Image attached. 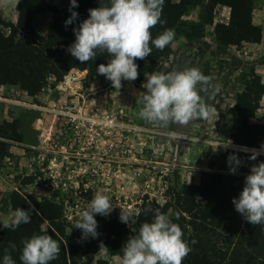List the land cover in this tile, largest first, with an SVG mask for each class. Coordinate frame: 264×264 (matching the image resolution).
<instances>
[{"label": "rangeland", "instance_id": "374dc122", "mask_svg": "<svg viewBox=\"0 0 264 264\" xmlns=\"http://www.w3.org/2000/svg\"><path fill=\"white\" fill-rule=\"evenodd\" d=\"M43 1L61 11L69 9L70 0ZM252 4V24L261 31L259 42L227 45L217 41L215 25L227 24L231 10L216 5L209 13L204 2L184 16L200 24L202 36L175 37L169 54L151 71L198 67L212 77L219 91L215 96L211 90L201 95L216 112L206 118L168 126L141 119L138 93L146 91L141 86L149 75L145 80H122L120 89L113 88L106 77L89 80L87 71L77 69L59 82L48 79L35 95L17 85L1 86L0 231L12 222L10 202L15 194L32 204L46 199L61 205V220L69 231L67 226L76 225L97 190L110 195L111 213L120 219L121 210L136 215L144 196L163 206L170 202L172 188L195 185L206 171L221 172V156L227 150L259 151L260 147L236 145L231 139L243 82L256 75L264 84V0ZM14 6L15 0H0V17L13 24L16 21L10 17L18 14ZM52 18L50 12L37 14L32 27L44 35ZM9 123L17 128L8 130L15 133L11 140L1 136ZM249 123L264 124V95ZM167 213L173 216L171 209ZM121 257L100 250L84 256L79 264H93L98 258L121 264Z\"/></svg>", "mask_w": 264, "mask_h": 264}, {"label": "trees", "instance_id": "16d2710c", "mask_svg": "<svg viewBox=\"0 0 264 264\" xmlns=\"http://www.w3.org/2000/svg\"><path fill=\"white\" fill-rule=\"evenodd\" d=\"M100 2L77 0L78 7L73 10L78 12V19L65 27L64 21L71 14L69 9L61 11L43 0H19L15 24L0 17V87L17 85L35 95L48 79L59 82L72 69L87 71L86 78L89 80L104 78L98 72V66L106 65L111 58L107 51L97 50V56L87 62H80L67 51L75 40L73 28L88 17L89 9L99 7ZM204 2L209 13L216 5L230 7L229 22L215 25L217 41L227 45L260 41V28L252 24L251 20L253 0H165L161 16L165 23H157L150 29L153 39L169 28L175 30V37L193 39L202 36L200 24L187 21L184 16ZM107 3L108 0H102L101 6ZM44 12L52 13L53 18L42 35L34 30L32 22L37 14ZM211 22L210 14L208 23ZM169 52V45L163 50L152 45L150 56L136 60L138 78L145 80L158 60ZM243 86V91L237 95L238 121L231 139L236 145L258 148L264 144V124H251L249 119L259 109L264 84L258 76L252 75L243 82ZM15 128V124H7L1 136L13 139L15 133L9 134L8 130ZM233 153L242 161L236 174L229 172L227 164L228 156ZM251 155L227 150L221 156V172L206 171L201 173L197 184L172 188L170 202L163 206L144 196L139 205L140 211L131 215L128 224L121 222L114 213L106 217L97 214L95 218L99 235L95 238H82L81 230L74 225L67 226L69 231H66L61 220V205L46 199L31 203L36 212L30 223L18 227L9 224L0 231V260L5 255V249H8L16 264H22L20 255L23 241L33 234L45 233L52 235L61 245L58 257L49 264H79L84 256L103 250L101 244L109 249L108 255L121 257L126 241L139 234L144 222L153 219L154 213L145 211L151 208L162 212L172 210L173 222L179 224L184 233L183 238L191 248L182 264H264V224L249 223L232 204V198L242 191L251 166L264 162V156L258 155L255 160H251ZM10 203L12 210L29 207L28 200L17 194ZM46 222L48 225L43 229ZM11 244H15L14 250ZM93 264L107 262L98 258Z\"/></svg>", "mask_w": 264, "mask_h": 264}, {"label": "clouds", "instance_id": "9594fccd", "mask_svg": "<svg viewBox=\"0 0 264 264\" xmlns=\"http://www.w3.org/2000/svg\"><path fill=\"white\" fill-rule=\"evenodd\" d=\"M165 0H108L104 6L88 10V17L73 28L75 40L67 51L80 62H87L97 56V50L107 51L111 58L107 64L98 66V72L111 81L113 88H121L122 80L137 79V59L150 56L152 45L163 50L175 39L174 29H165L153 39L150 29L161 19ZM77 0H70V16L64 21L65 27L78 19ZM142 84L146 91L139 92L142 107L139 117L161 126L170 123L187 124L193 119L206 118L216 112L213 104L207 103L201 93L211 95L219 91L212 84V77L205 75L198 67L181 71H155ZM174 134V133H170ZM264 154V144L260 150H252L249 157L255 160ZM228 169L236 174L242 161L233 153L227 158ZM28 208H16L11 225L18 227L31 222L35 207L28 201ZM235 210L253 225L264 224V162L251 166L245 177L242 191L232 198ZM114 209L112 199L103 190H97L87 206L79 213L75 228L81 230L82 238H95L98 221L96 215L108 216ZM137 212L140 210L137 209ZM154 213L150 222L140 226L139 234L128 239L123 247L121 264H182L191 251L189 243L179 224L173 222L167 212L160 209H145ZM38 213V212H37ZM36 213V214H37ZM131 214L121 210V222L128 224ZM178 218V215H177ZM10 247L14 250L15 244ZM107 254L108 248L101 246ZM61 251L58 240L50 234H33L23 241L20 260L22 264H49ZM0 264H16L8 249Z\"/></svg>", "mask_w": 264, "mask_h": 264}, {"label": "crops", "instance_id": "0c3cea01", "mask_svg": "<svg viewBox=\"0 0 264 264\" xmlns=\"http://www.w3.org/2000/svg\"><path fill=\"white\" fill-rule=\"evenodd\" d=\"M17 2H18V0H15V6L17 5ZM10 4H11V2H10ZM15 6H14V7H15ZM17 15H18V14L14 15V16H11L10 19H11L13 22H14V21H17Z\"/></svg>", "mask_w": 264, "mask_h": 264}]
</instances>
